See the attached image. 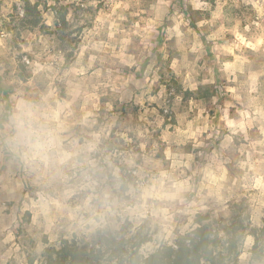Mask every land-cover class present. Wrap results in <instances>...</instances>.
<instances>
[{"label":"rangeland","instance_id":"obj_1","mask_svg":"<svg viewBox=\"0 0 264 264\" xmlns=\"http://www.w3.org/2000/svg\"><path fill=\"white\" fill-rule=\"evenodd\" d=\"M233 215L264 218V0H0V264Z\"/></svg>","mask_w":264,"mask_h":264},{"label":"trees","instance_id":"obj_2","mask_svg":"<svg viewBox=\"0 0 264 264\" xmlns=\"http://www.w3.org/2000/svg\"><path fill=\"white\" fill-rule=\"evenodd\" d=\"M234 209L238 214L242 211L239 205ZM205 219L197 217V227L192 232L146 256L140 252L145 239L118 237L109 230H99L90 242L71 239L61 241L57 247H46L40 264H237L239 248L247 235L254 238L253 257L264 259V218L262 226L255 229L248 216L233 215L220 226L221 238L210 224L204 223Z\"/></svg>","mask_w":264,"mask_h":264}]
</instances>
